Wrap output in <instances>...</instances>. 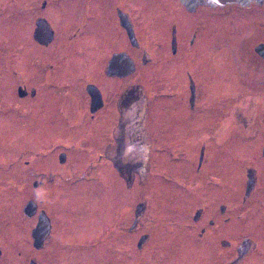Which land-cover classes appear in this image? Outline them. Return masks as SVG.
I'll return each mask as SVG.
<instances>
[{"label": "flooded vegetation", "instance_id": "af4514ba", "mask_svg": "<svg viewBox=\"0 0 264 264\" xmlns=\"http://www.w3.org/2000/svg\"><path fill=\"white\" fill-rule=\"evenodd\" d=\"M236 8L251 34L234 53L218 46L217 33L218 18L229 19ZM227 35L229 42L237 38ZM0 117L23 138V154L58 153L62 165L74 146L94 154L76 177L98 168L92 186L100 185L94 207L88 191L74 205L72 196L55 192L72 187L68 169L47 172L23 161L28 170L17 184L14 177L0 183L23 197L33 190L23 207L33 220L31 250L26 255L25 219L17 227L3 219L0 201V264H72L75 254L82 256L76 263L87 264L90 250L101 253V158L112 150L128 188L151 189L160 173L155 183L180 191L181 217L193 224L185 226L201 243H218L211 256L264 264V3L189 10L180 0H0ZM42 124L44 136L65 142L36 148ZM106 126H113L110 144L101 139ZM136 141L140 148H126ZM0 151L3 168L10 148ZM126 153L136 160L122 163ZM132 196L124 208L131 235L153 227L150 194L139 202ZM139 235L143 250L150 230Z\"/></svg>", "mask_w": 264, "mask_h": 264}, {"label": "rangeland", "instance_id": "374dc122", "mask_svg": "<svg viewBox=\"0 0 264 264\" xmlns=\"http://www.w3.org/2000/svg\"><path fill=\"white\" fill-rule=\"evenodd\" d=\"M237 8L231 16L233 17V23L229 22L231 17L229 19L218 18L226 24L223 26L224 24H222L220 20L218 21V46L220 43H223L226 50H229L230 52L233 51L234 53L235 49H238L237 47L244 46V39H247L251 34L250 24L246 25L247 20H244V18L239 19L241 11L237 10ZM227 33H231L232 37L237 38L232 41L230 40L231 42H229V40H224L226 39L224 37L230 36L227 35ZM140 95L141 94L139 93V96ZM144 99L143 95L141 100ZM142 103H144V101H142ZM7 118L10 119L9 117ZM8 122L9 121L6 117L5 119L0 117V148H10L8 163L6 157L1 158L3 161H6L7 165L0 168V180L4 181L6 180L4 178L14 177L11 181L17 184L20 173L28 170V167L23 161H27L31 158L33 159V165L37 163L42 171L50 172L68 169L71 172L70 174H73V185L71 188L65 189L60 187L55 189V192H58L59 196H72L75 205L77 202L81 203V200L84 199L88 191V198L91 199V206H95L92 198L94 195L97 196L99 194L100 185L98 188H95L92 184L97 180L96 173L98 168L83 179L76 177L83 174L88 168L90 161L94 158V154L77 153L74 150L76 149V146H74L73 151L71 150L72 153L70 152L69 155L70 161L68 159V162L65 165L59 163L58 153L52 154L50 151H40L41 154L37 157H35V155H30L31 153L23 154V138L19 139L16 137L18 130H15ZM44 127L45 125L43 124L40 127L37 125L39 134L36 135V138L38 139V145L36 148L49 150L53 147L55 141L57 144L60 141L63 143L65 142L63 141V136L58 138L55 136V138H57L56 140H53L49 135L44 136L42 134ZM112 127L113 126H106L105 133L104 130H101V139L105 140V144L112 143V140H109L113 134ZM88 131L81 130L80 133L88 135ZM77 132H79L78 128ZM93 134L94 132L92 131L91 135ZM108 134L110 138H108ZM28 137L30 139V136ZM125 144L126 148L133 147V145H138L136 148L142 146L137 141L134 143L125 142ZM71 145H73V143H71ZM113 146L116 147V144H113ZM15 149H19V152L15 153L17 155L13 156V150ZM2 153L3 152L0 151V155ZM128 155L129 154L126 153V156H123L122 163H129L130 161L136 160L135 157ZM118 156L119 155L116 154V151L112 150L109 156L101 158V253L96 249L94 251L90 250L88 253L87 264H209V262L211 264H224L226 260L223 259L222 254H217L216 257L211 256L212 250L219 248L218 243L214 246L201 243L199 237L192 233V230L188 229V225L185 226V223L188 224L189 221L185 222L180 214L181 210L179 205L183 204V202H181L180 191L177 188L166 187L163 184L155 183V180H157L156 178L160 177V173L154 174V183L151 189L147 190L145 186L143 187L144 184L139 183H136L134 187L128 188L123 183V176H120L114 166V162L118 159ZM137 158H143V156L139 155ZM15 162H17L16 165ZM126 166L127 165L125 164L122 165L124 175H126L127 170H129ZM11 170L14 171L10 172ZM140 170L142 171V174L137 176V181L139 180V176L142 177L141 175H143L144 177V168L142 167ZM77 180H85V183H88V187L81 182H76ZM6 182H9V179H7ZM3 184L4 183L2 182L0 183V185L4 187L0 189V201L1 206L3 207V216L1 217L6 221L12 222L13 224H11L15 227H17V224H21L20 222L22 219H25V228L28 231L27 240L25 242L27 255L29 254V250H31V243L28 241V238H30V227L32 228L31 225L33 220L32 218L24 216L23 207L28 198L33 197V190L31 189V192L30 190H26V197H23L20 196L17 188L12 187L11 185H7L6 188ZM143 193H148L152 197V200L150 201V207L152 210L148 213V219H146L153 227H148L151 235L147 246L143 250H138L136 242L140 237V232L149 231L147 229L148 223L143 225L142 231L131 235L128 233L131 221L128 212H126L124 208H127V202H129V200L131 201V195L134 197L133 200L139 202ZM93 213L94 212L92 211L89 214L91 215ZM120 214H122V219L119 222L117 218ZM90 220L92 221L93 218ZM6 221H3V223ZM1 228L2 225L0 224V230ZM234 233H245V231L239 230ZM233 237L237 239V237ZM89 238V244L92 246L93 235L90 234ZM256 238L259 239L258 236ZM212 243L213 242H211V244ZM261 244L263 246L262 249H264V240L262 239ZM74 257V263L72 264H78L76 262L82 259V256H78L81 257L80 260H78L77 254H75ZM226 257L229 258L227 255ZM215 258H218L217 261L214 260ZM259 264L263 263L260 262Z\"/></svg>", "mask_w": 264, "mask_h": 264}, {"label": "water", "instance_id": "95a60500", "mask_svg": "<svg viewBox=\"0 0 264 264\" xmlns=\"http://www.w3.org/2000/svg\"><path fill=\"white\" fill-rule=\"evenodd\" d=\"M181 3L186 6L189 10H194L198 6H211V7H225L227 5H240V6H249L253 3L255 4H263L264 0H180ZM32 205L29 204L26 208V212L29 215V210L31 209ZM34 235V233H33Z\"/></svg>", "mask_w": 264, "mask_h": 264}]
</instances>
